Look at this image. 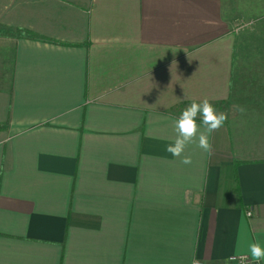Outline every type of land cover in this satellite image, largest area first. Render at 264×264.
Segmentation results:
<instances>
[{"label": "crops", "instance_id": "obj_1", "mask_svg": "<svg viewBox=\"0 0 264 264\" xmlns=\"http://www.w3.org/2000/svg\"><path fill=\"white\" fill-rule=\"evenodd\" d=\"M225 1L0 0V264H225L264 245V56L241 57V102L233 28L264 0ZM204 98L228 119L185 165L173 121Z\"/></svg>", "mask_w": 264, "mask_h": 264}, {"label": "clouds", "instance_id": "obj_2", "mask_svg": "<svg viewBox=\"0 0 264 264\" xmlns=\"http://www.w3.org/2000/svg\"><path fill=\"white\" fill-rule=\"evenodd\" d=\"M234 108L240 113L245 111L243 107L238 105ZM198 117L200 123L197 122ZM227 119V113L217 111L208 98L199 102L193 100L174 119L176 137L174 142L166 147V151L172 156L180 158L181 163L185 165L192 163L191 156L185 155V150L190 144H196L203 152L211 156L213 146L210 137L224 126ZM237 260H239V264H249L250 261L251 264H260L261 261H264V245L258 240L250 242L245 253H241L238 246L236 252L225 261V264H233ZM192 264H200V261L193 256Z\"/></svg>", "mask_w": 264, "mask_h": 264}, {"label": "rangeland", "instance_id": "obj_3", "mask_svg": "<svg viewBox=\"0 0 264 264\" xmlns=\"http://www.w3.org/2000/svg\"><path fill=\"white\" fill-rule=\"evenodd\" d=\"M230 2L228 0L225 1V8L229 7ZM228 10V9H227ZM231 11V10H230ZM235 25V26H234ZM234 34L237 40V48L235 51V59H234V68H235V83L238 88H241V86L244 85V90H239V96L238 100L241 102H249L250 98H254L253 96H246L248 88H246L243 82H248L250 70L248 69V62L241 59L244 55L249 53L250 51H253L254 53H258L261 50H264V42L261 40H264L262 37H264V15H249L246 13L245 10H243V13L241 16L238 15L236 23H234ZM251 40V41H248ZM252 72V71H251ZM237 75L239 77H237ZM248 79V80H247ZM235 85V86H236ZM250 93V92H249ZM239 101V102H240ZM217 111L226 112L228 115L229 108H218L215 107ZM228 110V111H227Z\"/></svg>", "mask_w": 264, "mask_h": 264}, {"label": "trees", "instance_id": "obj_4", "mask_svg": "<svg viewBox=\"0 0 264 264\" xmlns=\"http://www.w3.org/2000/svg\"><path fill=\"white\" fill-rule=\"evenodd\" d=\"M264 39V37H262ZM248 41H251V40H248ZM264 42V40H261ZM255 56H264V50H261L259 52V54L257 53H254L253 51H250L249 53L247 52L246 55H244L243 57H255Z\"/></svg>", "mask_w": 264, "mask_h": 264}, {"label": "built area", "instance_id": "obj_5", "mask_svg": "<svg viewBox=\"0 0 264 264\" xmlns=\"http://www.w3.org/2000/svg\"><path fill=\"white\" fill-rule=\"evenodd\" d=\"M249 215H251V212H249ZM234 264H239V260L235 261ZM249 264H251V261L249 262ZM260 264H262V262H260Z\"/></svg>", "mask_w": 264, "mask_h": 264}]
</instances>
